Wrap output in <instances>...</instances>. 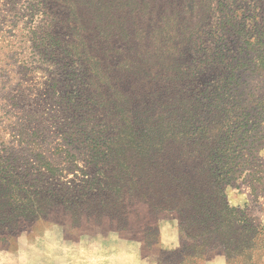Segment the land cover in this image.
I'll use <instances>...</instances> for the list:
<instances>
[{"label": "rangeland", "instance_id": "obj_1", "mask_svg": "<svg viewBox=\"0 0 264 264\" xmlns=\"http://www.w3.org/2000/svg\"><path fill=\"white\" fill-rule=\"evenodd\" d=\"M49 5L62 38L82 34L80 47L98 65L113 68V86L96 82L100 136L120 135L113 87L122 72L153 87L169 130L178 128V117L192 114L216 121L201 126V136L215 137L230 126L248 132L247 165L222 183L224 196H207L219 208L221 200L234 208L232 217L222 221L220 209L210 207L164 209L161 194L150 189L153 178L141 175L133 161L135 149L109 145V157L104 146L93 159L95 140H86L61 153L57 123L63 119L54 111L69 89L67 77L61 57L34 34L51 20L42 14ZM105 115L108 128L100 124ZM37 128L45 129L46 140L25 139ZM21 131L28 144L14 137ZM0 136V264H264V0H0ZM191 150H170L166 164L207 186L184 159ZM41 151L59 183L79 197L63 203L58 194L35 189L41 182L29 174L35 168L25 158ZM8 162L21 177L6 172Z\"/></svg>", "mask_w": 264, "mask_h": 264}, {"label": "trees", "instance_id": "obj_2", "mask_svg": "<svg viewBox=\"0 0 264 264\" xmlns=\"http://www.w3.org/2000/svg\"><path fill=\"white\" fill-rule=\"evenodd\" d=\"M53 7L55 6L49 5L42 12L47 20L49 17L51 20L47 21L43 29L40 26L38 31L34 30V34L36 40L41 41V45L42 42L44 45H48L49 52L56 53L58 57H61L58 59V64L62 66V72H65L67 77L65 87L69 89L65 93L66 96H62L60 100H57L59 109L54 111L57 113L56 111L58 110L59 115L55 116L63 119V121H60L61 124L57 123L56 120L59 125L57 129H61L60 133L57 132L62 137V144L58 146L62 150L61 153L67 152L69 155L68 149L64 148L65 145H82L86 140H95L92 146L94 152L90 155L88 154L93 159L101 157V149L104 146L106 149L109 145L115 146L119 144L123 148L132 149L133 152L135 149L133 161L138 160V169H140L141 175L150 179L153 178L150 189L161 194L163 197L161 205H163L164 209H178L183 212L184 207L187 205L194 211H198L199 208L207 209V207H210L211 211L220 209L218 211L221 216L218 218L222 221L232 217L234 208L228 207L222 200L218 202L221 206L219 208L215 204L216 202L211 203V199L214 201V198L210 197L207 199V196L216 194L218 198L224 196L222 194V183L229 178L230 180L234 179L233 175L239 171L238 169L240 167L244 169L247 165L249 160L244 159L242 151L247 146L246 143L249 142L248 132L245 130L243 133H239V129L234 127L232 129L229 125L230 127L226 131L219 132L215 137L201 136L200 127H207L209 124H215L216 121L215 119H211V121L205 118L197 119L192 114H184L185 116L178 117L174 122L178 124V128L169 130L166 125L164 111L159 105V100L152 94L153 87H144L142 80L138 76L122 72L117 77V85L113 87L114 94L119 95V97H116L118 101L116 109L118 123L121 126L120 135L118 138H114L112 133L100 136L101 132L96 130L95 124L96 121L101 120L102 115L93 108L96 104L93 102L95 97H99V92L95 89L96 82L101 79L103 83L108 82L110 87L113 86L112 82L115 78L113 68L107 69L104 64L98 65L94 61L96 57L90 56L89 51L80 47L77 40H80V37L83 36L82 34L76 35V40L73 41L62 38L65 34L63 33V27L60 25L61 22L56 17L50 16V13L54 12ZM50 27L51 29H49ZM35 28L37 27H32V29ZM59 30H63V34ZM63 45L66 47L62 48ZM80 48L82 51L79 50ZM99 60L103 61L102 59ZM74 63H80V67H76ZM197 98L199 100V97ZM36 115H38V112L34 116L30 115V117H34L35 120ZM111 122L110 117L105 115L100 124L103 125V128H108ZM26 124L31 125L28 120H26ZM180 125L183 126L180 128ZM190 125L191 127H188ZM239 128H242V126ZM128 129L130 131L127 136ZM27 135H38L34 139L31 138L30 141L34 142L39 138L46 140L48 137L44 128L34 129L32 134L27 131L25 139ZM14 137L25 142L22 139V131L20 135L17 134ZM0 140V145H4L1 136ZM25 143L28 144V142ZM189 148L192 150L184 156V159H188L195 167L193 174L201 173L199 178L207 180V186L200 184V181H193L180 170H176L174 173L166 164V162L171 164L170 150ZM249 148L254 151L255 147L250 145ZM111 150L112 147L107 150L109 157H113ZM30 155H26L25 161L32 159V163L29 161L27 165L35 168V172H30V169L25 164L24 174L26 177L27 172H30V175L34 173L36 178L39 179L41 184L39 186L34 185L37 191L50 195L58 194L60 201L63 203H68L72 197L75 199L79 197L76 189L68 187L67 184L61 185L59 183L61 179L58 174L56 175V169L52 168L54 163L43 151L35 155L34 159ZM131 156L132 154L129 157L130 161ZM122 157H127V154H123ZM156 167H160L157 174H151L153 170L157 169ZM15 170L11 167V163L8 162L6 172L11 173L13 177H21L23 172L17 170L15 172ZM5 175L8 174L5 173ZM50 179L56 182L47 183ZM195 179L198 180V178ZM45 184H49V187ZM181 197L185 199L183 200Z\"/></svg>", "mask_w": 264, "mask_h": 264}]
</instances>
